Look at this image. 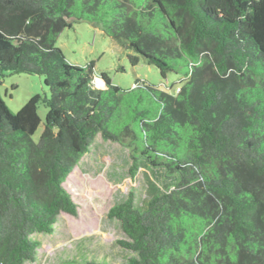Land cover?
Here are the masks:
<instances>
[{"label":"trees","instance_id":"1","mask_svg":"<svg viewBox=\"0 0 264 264\" xmlns=\"http://www.w3.org/2000/svg\"><path fill=\"white\" fill-rule=\"evenodd\" d=\"M75 21L180 86L124 90L101 73L96 87L93 62L56 46ZM6 73L43 77L49 95L15 113L0 97V264L34 261L31 235L77 215L64 183L97 134L131 150L132 177L142 159L169 180L141 206L129 191L109 208L135 253L126 264H264V0H0Z\"/></svg>","mask_w":264,"mask_h":264},{"label":"rangeland","instance_id":"2","mask_svg":"<svg viewBox=\"0 0 264 264\" xmlns=\"http://www.w3.org/2000/svg\"><path fill=\"white\" fill-rule=\"evenodd\" d=\"M56 46L72 65L87 67L93 62V81L99 88L104 87L99 78L101 73L124 90L131 89L137 79L171 92L180 86L181 76L167 73L163 78L142 56L86 21L72 22L70 28L59 34ZM130 56H137L136 65L130 64ZM35 94L49 95L43 77L38 75L6 73L0 83V97L11 113ZM46 111L43 105L39 106L41 122L33 134L35 141L43 130ZM132 163L130 149L97 134L64 183L77 204V215L61 212L51 234L31 235L40 245L34 261L24 264H126L135 253L117 244V240L127 238L118 220L107 217L109 208L124 200L129 191L134 193V205L141 206L151 194L152 183L159 190L169 183L162 170L151 168L142 159L137 160L138 169L132 177Z\"/></svg>","mask_w":264,"mask_h":264},{"label":"clouds","instance_id":"3","mask_svg":"<svg viewBox=\"0 0 264 264\" xmlns=\"http://www.w3.org/2000/svg\"><path fill=\"white\" fill-rule=\"evenodd\" d=\"M101 79V78H100ZM103 82V81H102Z\"/></svg>","mask_w":264,"mask_h":264}]
</instances>
